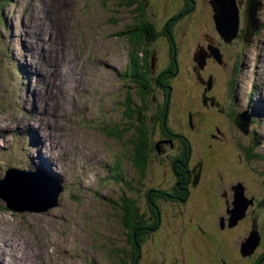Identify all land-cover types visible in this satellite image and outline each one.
<instances>
[{"label":"rangeland","instance_id":"obj_1","mask_svg":"<svg viewBox=\"0 0 264 264\" xmlns=\"http://www.w3.org/2000/svg\"><path fill=\"white\" fill-rule=\"evenodd\" d=\"M238 9L244 28L247 0H241ZM203 10L201 3L194 14L206 23L208 13ZM134 11L129 0H0V178L8 167L16 166L61 189L58 204L44 212H17L0 198V237H21L17 252L24 248V257L32 264H111L113 249H126L128 231L118 203L109 199L127 194L124 177L119 181V176L138 177L136 187L140 181L132 164L131 126L123 104L126 90L138 101L123 76L129 61L125 31L135 23ZM155 12L162 19L163 12ZM259 18L261 30L250 42L243 34V39L224 46L233 54L227 59L228 71H222L220 87L225 90L226 77L238 84L239 100L233 95L236 105L251 110L253 127L263 141L253 149L241 146L258 156L247 157L243 152L236 159L233 183L241 182L232 188L234 199L239 184L248 194L264 197L259 189L264 178L260 167L264 157V8ZM181 23L187 24L186 20ZM157 43L165 46L163 40ZM164 53L162 57L160 52L161 61ZM114 168L119 176L111 175ZM160 177L154 173L149 184ZM167 177L171 182L170 174ZM245 196L248 218L231 231L236 234L230 240L220 236L212 246H218L219 251L213 250L230 264H249L240 243L242 236H247L244 242L251 240L253 221L264 232V211L250 203L254 198ZM37 203L29 208L42 205ZM209 250L210 261L205 262L218 264L220 257ZM263 250L260 246L256 252ZM199 253L208 256L197 244L193 254ZM16 259L17 255H3L0 264H20Z\"/></svg>","mask_w":264,"mask_h":264},{"label":"trees","instance_id":"obj_2","mask_svg":"<svg viewBox=\"0 0 264 264\" xmlns=\"http://www.w3.org/2000/svg\"><path fill=\"white\" fill-rule=\"evenodd\" d=\"M238 1L240 0H237V3ZM200 2L206 8L203 14L208 13L205 15L208 18L206 23L195 18L194 13L199 9ZM129 5L135 9L136 15L135 23L125 31L129 44V61L123 76L133 86L135 91L133 95L138 101L132 99L131 90L130 92L126 90L123 104L126 108L124 114L129 118L131 126L129 142L133 148L132 164L140 174V181L139 186L136 187L135 180L138 177L130 178L128 173L122 177L119 176L120 180L124 177L127 194H123L119 200L109 199L113 200L114 204L118 203L122 222L128 231L126 249L122 251L118 248L113 249L110 262L111 264H148L157 250L155 247L158 241L163 236L162 228L165 229L168 224L169 213L165 211L170 209L169 202L186 204L190 200V190L193 182L198 178L200 162L205 161V157L202 156V151L205 149L204 142L189 132L183 120L178 121L173 107L176 102L172 97L174 98L175 94L180 97L186 89L185 82L189 83L187 75H190L189 71H192V62L200 67L195 61V53L200 49L197 48L198 41H202L203 34L207 30L213 34L217 29L210 0H167L166 10L160 7L158 0H129ZM155 9L163 12L162 19L159 18ZM210 16L212 23H210ZM182 20H186L187 24H182ZM241 24L240 22L239 29L242 35L238 32L237 38L243 39L244 28H241L243 26ZM218 39L226 43L220 35ZM157 40H163L165 46L161 47ZM226 44L229 45V43ZM159 51L162 57L163 53L165 56L162 61ZM223 51L226 60L233 54L225 48ZM226 71H228L227 68ZM223 72L220 75L221 78L224 76ZM180 74L183 77L181 80H179ZM225 79L228 77L223 78ZM190 80L194 85V76ZM220 90L223 89L220 87ZM113 133L116 137H120L118 132ZM239 147L241 150L244 149L243 152L247 157H253V150ZM260 167L262 168V165ZM167 169L170 171H166ZM154 173L156 177H161L157 183L149 184ZM169 174L172 178L171 182L167 179ZM163 177L168 181H163ZM262 185L264 187V184ZM211 188L210 191L215 189L213 185ZM259 189L263 190V188ZM256 196L258 198L256 197V200L254 198L251 203L260 207V211H264V197ZM232 206L234 208V203ZM206 212L204 211L203 214ZM163 214L165 219L162 221L160 217ZM258 225L253 221L252 226L260 236L257 248L251 255H242L250 259L249 264H264V250L259 254L256 252L258 247L264 248V232L260 234ZM246 237L242 238L240 245L244 243V240L246 241ZM213 243L211 240L212 245L207 248L210 249L209 252L215 254L214 250H217V247H212ZM144 244L148 250L144 249ZM207 254L209 257L210 254ZM219 260H223L224 264H230L225 258L220 257ZM219 260L218 264H220Z\"/></svg>","mask_w":264,"mask_h":264},{"label":"flooded vegetation","instance_id":"obj_3","mask_svg":"<svg viewBox=\"0 0 264 264\" xmlns=\"http://www.w3.org/2000/svg\"><path fill=\"white\" fill-rule=\"evenodd\" d=\"M158 2L160 7L166 10L167 0ZM203 35L202 41L197 43V48L207 49L209 45L218 47L223 55V62L218 63L213 56L207 57L202 68L192 62V71L187 75L189 83L185 82L186 89L180 97L175 94L172 99L176 102L173 107L178 121L183 120L189 132L204 142L202 156L205 157V161L200 162L198 178L190 190V200L186 204L169 202L170 209L165 211L169 213L168 224L165 229L162 228L163 236L158 241L155 247L157 250L148 264H207L205 261H210L208 256L205 258L203 253L193 254L197 244L204 247L207 252L211 240L214 242L224 235L225 239L230 240L235 235L231 231L240 227L248 218L246 213L235 226H230V212L234 203L232 188L241 182L234 184L232 174L236 170V159L242 158L243 151L239 146H251L254 141L260 142L261 145L263 141L255 130L251 129L249 134L245 135L236 126L235 116L241 109L233 97L237 95L236 86L231 80L225 79L223 80L225 90H220V75L228 67L223 51L226 43L218 39L219 35L215 30L213 34L207 30ZM207 52L210 55L209 51ZM193 76L194 85L190 80ZM182 78L180 74L179 80ZM236 97L239 100L238 95ZM252 155L258 156L255 153ZM261 159L264 160V157ZM212 185L215 189L210 191ZM261 188L264 190L263 185ZM245 195L256 200V197L248 194L246 187ZM204 211H207L206 214H203ZM163 219L164 214L160 217V220ZM259 232L261 234L260 229ZM144 247L148 250L146 244ZM216 251H219L218 246ZM215 254L221 257L219 252Z\"/></svg>","mask_w":264,"mask_h":264},{"label":"water","instance_id":"obj_4","mask_svg":"<svg viewBox=\"0 0 264 264\" xmlns=\"http://www.w3.org/2000/svg\"><path fill=\"white\" fill-rule=\"evenodd\" d=\"M210 3L214 12L215 27L220 37L226 43H231L237 38L239 32L240 19L238 8L241 0L238 3L237 0H210ZM262 7L263 3L260 0H247L244 27V39L247 42H250L254 34L261 28L259 12ZM209 50L211 51L210 55L203 49H199L195 53V61L201 68L204 67L208 56H213L219 63L223 61V55L218 47L211 45L209 46ZM235 124L243 134H249L251 115L246 111L239 113L235 118ZM254 144L259 145L260 143L254 141ZM235 191L234 208L230 212V226L235 225L239 219L245 216L246 206L249 205V202L241 200L242 196L244 198V187L239 184L235 187ZM60 192L61 189L52 181H43L37 173L10 169L6 177L0 179V198L6 202L9 209L17 212H24L27 209L44 212L57 205ZM40 200L42 202L41 206H39L41 202L40 204L37 203ZM42 200L48 202L46 203ZM32 203H37L39 207L29 208L33 207ZM252 232L250 235L251 240L247 239V242L243 244L242 252L244 256L251 255L259 244V233L256 229Z\"/></svg>","mask_w":264,"mask_h":264},{"label":"bare ground","instance_id":"obj_5","mask_svg":"<svg viewBox=\"0 0 264 264\" xmlns=\"http://www.w3.org/2000/svg\"><path fill=\"white\" fill-rule=\"evenodd\" d=\"M27 23V22H26ZM44 26V25H43ZM33 30V29H32ZM29 40V39H28ZM20 57V56H19ZM21 62V61H20ZM22 63V62H21ZM21 67V66H20ZM24 67V66H22ZM6 73V72H5ZM4 73V74H5ZM60 86V85H59ZM19 147V145H18ZM26 148L28 149V152L30 150H32V147H31V144L28 142V145L26 146ZM11 149V148H10ZM21 156L25 157L24 156V153L23 152H20ZM30 154V152H29ZM50 155V154H49ZM46 157V156H45ZM16 158L18 160H20V157L17 155ZM26 159H29L27 157H25ZM47 159V162H50L52 160V157L50 155V161L48 160V158L46 157ZM28 163H32L31 161H29ZM29 166H31L30 164H28ZM32 166L34 167L33 163H32ZM44 168H46V166H44ZM60 185V184H59ZM241 200L243 201H246L247 203L249 202L248 198L244 195V198L242 196ZM54 238V237H53ZM18 239H21V237H18ZM16 237H0V261H1V256H12L13 255H17V259L16 260H13V261H20V264H32L30 262V259L24 257V254H23V249H21L20 251L17 252V250L19 249V244H20V240H18ZM43 239V238H42ZM55 240V239H54ZM40 247V246H39ZM42 247V246H41ZM43 248V247H42ZM46 248V247H45ZM43 258V257H41ZM34 264V263H33Z\"/></svg>","mask_w":264,"mask_h":264}]
</instances>
